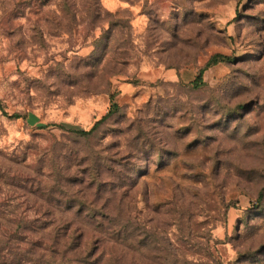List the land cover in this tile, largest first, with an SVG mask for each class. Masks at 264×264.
<instances>
[{
	"label": "rangeland",
	"instance_id": "rangeland-1",
	"mask_svg": "<svg viewBox=\"0 0 264 264\" xmlns=\"http://www.w3.org/2000/svg\"><path fill=\"white\" fill-rule=\"evenodd\" d=\"M0 101V264H264V0H0Z\"/></svg>",
	"mask_w": 264,
	"mask_h": 264
},
{
	"label": "trees",
	"instance_id": "trees-1",
	"mask_svg": "<svg viewBox=\"0 0 264 264\" xmlns=\"http://www.w3.org/2000/svg\"><path fill=\"white\" fill-rule=\"evenodd\" d=\"M225 61H232V58L227 55H222V54H216L214 55L205 65L204 68H202L199 71V74L196 78L195 85L199 86L203 83V76L205 71L210 68L213 65H217L221 62ZM0 108H3L2 103L0 101ZM113 111H109L107 115H105L102 119L98 120L94 126L90 130H70L76 137L78 138H85L90 135H92L97 128L103 123L104 120H106L109 115H111ZM5 115H8L10 118L13 119H18L21 116L19 114H13L9 115L8 113H4ZM69 131V130H68ZM47 156V153L43 154V158ZM42 161V159H41ZM83 162H87L84 156ZM69 169V166L66 168V170ZM90 167H86L85 171H88ZM87 177V176H85ZM85 177H76V176H63V177H58L55 180V189L53 192H56V196L54 198H49L48 200H45L44 205H46L49 209L51 210V207L54 209L57 208L61 212L63 211H68L71 212L73 210H77V214H75V219H66L64 220L63 218L60 219H53L52 220V225H53V230L57 232H67L68 230H73L72 232L76 233L79 230H81V226L76 225V220H79L82 224L84 223L87 226L93 225L95 228L101 229H107V230H116L117 224L115 223L114 219L109 217L107 214H102L101 212L98 213H93L92 215H87V207H90L94 205V203H91V205H87V202L84 203H72V202H67L64 203V198L68 199L69 198V192L70 189L73 187H76L77 190L82 191L80 186H86L87 188H91L93 186L97 185V181L100 177L99 172H97L96 176L94 178L89 179L87 181ZM79 188V189H78ZM72 192H76L72 189ZM78 193V192H77ZM101 210L106 209V207H101Z\"/></svg>",
	"mask_w": 264,
	"mask_h": 264
}]
</instances>
